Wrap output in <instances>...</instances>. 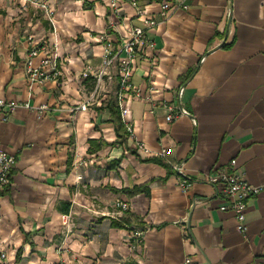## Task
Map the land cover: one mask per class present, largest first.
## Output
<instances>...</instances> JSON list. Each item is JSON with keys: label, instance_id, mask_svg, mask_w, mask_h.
Returning <instances> with one entry per match:
<instances>
[{"label": "crops", "instance_id": "0c3cea01", "mask_svg": "<svg viewBox=\"0 0 264 264\" xmlns=\"http://www.w3.org/2000/svg\"><path fill=\"white\" fill-rule=\"evenodd\" d=\"M128 1L117 16L105 0H0V97L32 107L8 122L0 110V145L17 159L0 190V264H257L264 191L248 203L245 240L206 180L236 160L264 186V0H166L165 22L163 0H138L158 24L148 32L155 46L135 60L132 85L155 91L152 102L126 104L132 138L110 108L117 79L95 98L85 77L102 68L106 41L143 27ZM32 48L42 83L27 76ZM51 57L57 78L43 66ZM170 104L191 117L168 123ZM177 164L197 183L187 195Z\"/></svg>", "mask_w": 264, "mask_h": 264}, {"label": "built area", "instance_id": "2783aa9c", "mask_svg": "<svg viewBox=\"0 0 264 264\" xmlns=\"http://www.w3.org/2000/svg\"><path fill=\"white\" fill-rule=\"evenodd\" d=\"M105 2L115 15H121L118 0H105ZM128 2L134 9L136 17L141 20L143 27L132 28L129 31L128 37L123 38L122 43L118 45L111 41H106L105 51L102 57V68L99 71L86 73L85 77L92 76L96 81L94 92L95 98L98 96V93L103 90L104 79H107L109 82H112L114 78L117 79V106L127 135L132 138L134 136V130L132 124L127 120L129 110L126 108V104L131 100L152 102L151 95L155 91L154 87H151L148 90V94L145 95L141 89L134 88L132 85L131 80L134 74L135 60L139 55L144 57L145 49L153 48L155 46V44L148 39V32L154 29L158 23L153 17L148 16L144 12L138 0H129ZM172 9L173 7L170 2L166 0L162 1L159 16L163 22L168 21ZM30 42H32L31 38ZM30 46L32 47L33 45L30 44ZM37 56L38 49L32 48L29 52L30 60L27 63V76L31 83H42L43 80L46 79L45 73L42 71L43 68L34 69L33 67L32 59ZM44 65L51 67V70L53 71L52 77L57 78L60 76L57 67V60L55 58H48L43 62V66ZM183 92L184 88H181L178 94L179 100L182 98ZM18 109L31 110L32 107L28 103L20 104L6 101L0 97V110H6V113L2 118L3 122H8L10 115L14 114ZM80 109H87V105H83ZM164 109L166 111V121L168 123H173L175 120L182 117H191L189 111L185 110L178 104L164 105ZM46 110L47 107L42 106L37 111L42 113ZM138 148L145 153L149 152L142 144H139ZM165 155L166 151H162L159 156L164 159ZM16 164V157L7 153L0 145V190L5 191L10 187ZM172 170L177 176L180 191L187 195L192 189H194L197 183L192 177L186 174L183 165H172ZM206 184L214 191V196L216 198L220 197L225 200V204L222 205L219 210L221 212H232L235 215L237 230L243 238L247 240L249 232L248 225L246 224L248 203L264 191V186H254L250 184L245 175L237 170L236 160H232L227 166L208 175ZM116 207L121 212L128 211V205L124 202H117ZM142 236L143 233L136 234L137 239L142 238ZM5 258L6 255H2V259ZM185 264H194V262L192 258L188 257L185 260ZM257 264H264V257L258 259Z\"/></svg>", "mask_w": 264, "mask_h": 264}, {"label": "trees", "instance_id": "16d2710c", "mask_svg": "<svg viewBox=\"0 0 264 264\" xmlns=\"http://www.w3.org/2000/svg\"><path fill=\"white\" fill-rule=\"evenodd\" d=\"M110 108H111V110H112L114 116H117V117H118L120 126L124 128V125H123L122 120H121V115H120V111H119V109L116 107L115 104H111V105H110ZM124 129H125V128H124ZM124 135L126 136V135H127V132L124 133ZM115 164L117 165V163H115ZM4 194H5V193L0 194V195L2 196V195H4Z\"/></svg>", "mask_w": 264, "mask_h": 264}]
</instances>
